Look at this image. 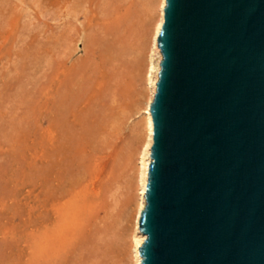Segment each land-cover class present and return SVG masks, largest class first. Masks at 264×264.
<instances>
[{
    "label": "rangeland",
    "instance_id": "1",
    "mask_svg": "<svg viewBox=\"0 0 264 264\" xmlns=\"http://www.w3.org/2000/svg\"><path fill=\"white\" fill-rule=\"evenodd\" d=\"M67 1L0 0V264H131L158 0ZM65 75L82 101L61 124Z\"/></svg>",
    "mask_w": 264,
    "mask_h": 264
},
{
    "label": "water",
    "instance_id": "2",
    "mask_svg": "<svg viewBox=\"0 0 264 264\" xmlns=\"http://www.w3.org/2000/svg\"><path fill=\"white\" fill-rule=\"evenodd\" d=\"M141 264H264V0H166Z\"/></svg>",
    "mask_w": 264,
    "mask_h": 264
},
{
    "label": "bare ground",
    "instance_id": "3",
    "mask_svg": "<svg viewBox=\"0 0 264 264\" xmlns=\"http://www.w3.org/2000/svg\"><path fill=\"white\" fill-rule=\"evenodd\" d=\"M94 1V0H93ZM97 1V0H96ZM95 1V2H96ZM64 2V1H63ZM62 3V2H61ZM67 5L68 6H71V5H73V7H80V6H83V8H85L86 7V4H88V3H90V0H68L67 2ZM101 3V2H100ZM156 3H157V11H158V13H157V17H156V19H155V22H154V25H153V29H152V31H151V35H150V44H149V54H148V58H146L147 59V62H148V69H147V74H146V79H147V81H146V83H147V86H148V91H149V96H148V99H147V101H146V104H145V107H143V117H144V138H143V140H142V142L140 143V146H139V148H138V152H137V154H138V158H136V159H138V166H137V184H138V191H137V207H136V212H135V215H134V218H133V225H132V234H131V242H132V248H131V264H141V261H142V256H141V254H140V247L142 246V244H143V242L145 241V239H146V234H144L143 232H142V230L140 229V225H139V219H140V214H141V211L143 210V208L145 207V204H146V197H145V194H146V187H147V182H148V172H149V165H150V163H151V161H152V158H151V149H152V145H153V140H154V122H153V116H152V113H151V103H152V101H153V98H154V95H155V93H156V90H157V82H158V79H159V71H160V68H161V61H162V59H163V54H162V51H161V48H160V46H159V44H158V35H159V32H160V30H161V28H162V25H163V22H164V15H165V12H164V8H165V6H166V0H158V2L156 1ZM70 4V5H69ZM92 4H93V2H92ZM95 4V3H94ZM93 4V5H94ZM65 5V4H64ZM97 5H99V4H97ZM155 5V4H154ZM91 6V5H90ZM102 5L100 4V7H101ZM67 7V6H66ZM95 7V5L93 6V8ZM99 7V8H100ZM155 7V6H154ZM58 8V7H57ZM65 8V7H64ZM69 8V10H70V7H68ZM67 8V9H68ZM87 8V7H86ZM98 8V7H97ZM67 9H65V12H66V10ZM71 9H75V8H71ZM80 9V8H79ZM82 9V8H81ZM108 9V8H107ZM77 10V9H76ZM85 10V9H84ZM94 10V9H93ZM98 10V9H97ZM61 11H62V9H61ZM61 11H59V15H61L60 14V12ZM89 11V10H88ZM88 11H86L85 10V12L84 13H88ZM90 11H91V9H90ZM101 11V10H100ZM103 11L104 10H102L101 12L103 13ZM65 12H64V14H65ZM67 12H69L70 13V11H68L67 10ZM66 12V13H67ZM92 12V11H91ZM90 12V13H91ZM100 12V13H101ZM72 13V12H71ZM74 13V12H73ZM78 13V12H77ZM97 13H98V11H97ZM102 13H101V15H102ZM63 14V15H64ZM76 14V13H75ZM74 14V15H75ZM81 14V13H80ZM66 15V14H65ZM67 15H68V13H67ZM73 15V16H74ZM93 15H95V14H93ZM92 15V16H93ZM98 15V14H97ZM57 16H58V13H57ZM62 16V15H61ZM61 16H60V19H61ZM71 16H72V14H71ZM91 16V17H92ZM99 16V15H98ZM66 17H69V15L68 16H66ZM63 18V17H62ZM70 18V17H69ZM73 18V17H72ZM74 18H75V16H74ZM73 18V19H74ZM85 18V17H84ZM58 19V18H57ZM60 19H58V20H60ZM63 19H65V18H63ZM76 19V18H75ZM67 20H68V18H67ZM67 20H65V21H67ZM78 20H79V18H78ZM69 21H71V20H69ZM77 21V20H76ZM60 22V21H59ZM72 22V21H71ZM70 22V23H71ZM79 22H80V20H79ZM85 22V21H84ZM64 23V21L62 22V24ZM66 23H68L69 24V22L67 21ZM77 23V22H76ZM65 24V23H64ZM63 24V25H64ZM78 24V23H77ZM65 25H67V24H65ZM74 25V24H73ZM82 25H83V23H82ZM95 25H97V24H95ZM61 26V25H60ZM59 26V27H60ZM79 26H81V25H79ZM84 26V25H83ZM92 27H94V26H91L90 28H92ZM73 28V27H72ZM82 28V27H81ZM89 28V29H90ZM70 29V28H69ZM80 29V28H79ZM84 29V28H83ZM93 29H95V28H93ZM65 30V29H64ZM82 30V29H81ZM61 31V30H60ZM66 34L68 33V32H65ZM79 33H80V31H79ZM148 33V32H147ZM64 34V33H63ZM65 34V36H67ZM69 34V33H68ZM76 34V33H75ZM60 35V37L61 36H64V35H61V34H59ZM73 35V34H72ZM71 35V36H72ZM85 35V34H84ZM76 36V35H75ZM74 36V37H75ZM80 37V36H79ZM81 37H83V34H82V36ZM62 38V37H61ZM64 38V37H63ZM67 39H68V36L66 37ZM66 38H64V40H67ZM69 38H71V37H69ZM71 39H73V38H71ZM61 40H63V39H61ZM79 40V39H78ZM58 41H59V39H58ZM71 41V40H70ZM72 42V41H71ZM70 42V43H71ZM75 42V41H74ZM74 42H72L73 44H74ZM61 43V42H60ZM64 43L65 42H63L62 44H63V46H64ZM69 43V45H73V44H70ZM77 43V42H76ZM58 44H59V42H58ZM61 44V45H62ZM66 44V43H65ZM60 45V44H59ZM60 45V46H61ZM75 45V44H74ZM59 46V47H60ZM62 46V47H63ZM77 46V45H76ZM59 47H58V49H59ZM61 47V48H62ZM72 47V46H71ZM65 46L63 47V49L62 50H64L65 51ZM68 48H70V47H67V49ZM73 48V47H72ZM72 48H71V50H72ZM75 48V47H74ZM61 50V51H62ZM59 51V50H58ZM60 51V52H61ZM69 52H70V50H69ZM61 54H63L64 55V52L62 51L61 53H60V55ZM63 55H61V56H63ZM66 57V56H65ZM61 58V57H60ZM70 60H72V58H70ZM68 61V60H67ZM59 62V61H58ZM70 63V62H69ZM57 64H59V63H57ZM60 66L59 67H61V62H60V64H59ZM57 66V65H56ZM77 66V65H76ZM79 67V66H78ZM58 68V67H57ZM77 67H75V70L77 71V69H76ZM62 70V69H61ZM72 70V69H71ZM70 70V71H71ZM74 70V71H75ZM82 70H84V69H82ZM82 70H81V72H82ZM58 71V70H57ZM85 71V70H84ZM80 72V73H81ZM76 73H78V72H76ZM84 73V72H83ZM67 74V73H66ZM69 74V73H68ZM67 74V75H68ZM70 74H73V73H71L70 72ZM79 74V73H78ZM86 74V73H85ZM57 75V74H56ZM59 75H60V73H59ZM75 76H76V74H75ZM79 76V75H78ZM81 76V75H80ZM64 77V76H63ZM62 77V78H63ZM66 77H68V76H66L65 75V79H66ZM85 77V76H84ZM72 78V80H70ZM68 77V79H67V83L65 84V83H63V82H61L60 81V83H59V87H58V94H56V95H58L57 97H58V99H56V104H57V106H58V117H57V120L61 123V124H63L64 122H66L67 120H68V118H69V116H70V114H71V112L74 110V108L78 105V103H79V101H82V99H81V97H80V94H82V93H78L77 94V96L75 95V90H74V92L72 91V82L71 81H73L74 82V80H73V77ZM64 78H63V80H65ZM75 79V78H74ZM80 80H81V78H79ZM87 79V78H86ZM88 80V79H87ZM77 82V81H76ZM75 82V83H76ZM80 82H82L83 83V81H80ZM91 84V83H90ZM90 84H88V86H86V85H84L83 84V86L84 87H89V85ZM79 85V84H78ZM75 86V85H74ZM82 86V85H81ZM65 89H67V92L68 93H64V91H65ZM78 89V88H77ZM80 89H82V87L81 88H79V92H80ZM83 90H86V88L85 89H83ZM89 90H90V88H89ZM77 91V90H76ZM83 92H85L86 93V91H83ZM74 93V94H73ZM85 93H83V94H85ZM87 94V93H86ZM82 96H84V95H82ZM85 97V96H84ZM83 97V98H84ZM81 99V100H80ZM45 104V103H44ZM55 105V104H54ZM54 107V106H53ZM88 108V107H87ZM54 110V109H53ZM141 110V109H140ZM55 111H56V109H55ZM79 111V110H78ZM85 112V111H84ZM55 113V112H54ZM87 113V112H86ZM85 113V114H86ZM91 113V112H90ZM80 114H81V112H80ZM80 114H79V116H80ZM139 114V113H138ZM72 115H73V113H72ZM87 115H89L88 113L86 114V117H87ZM55 116V115H54ZM140 116V115H139ZM89 117H91V116H89ZM55 118H56V116H55ZM89 119V118H88ZM55 122V121H54ZM82 123V122H81ZM55 123H53V125H54ZM57 124H59V123H57ZM56 124V125H57ZM60 124V125H61ZM70 124V123H69ZM68 124V125H69ZM66 126V125H65ZM77 127H78V125H76ZM55 127V126H54ZM58 127H60L59 125H58ZM68 127V126H67ZM69 128V127H68ZM54 129H56V127L54 128ZM81 129V128H80ZM70 130H72V128L70 129ZM59 131V130H58ZM81 131V130H80ZM83 131V130H82ZM81 131V132H82ZM65 132V131H64ZM142 132H143V130H142ZM141 133V132H140ZM69 135V134H68ZM74 135V134H73ZM79 135V134H78ZM142 136V135H141ZM63 137V136H62ZM72 138H74L73 136H71ZM70 137V138H71ZM76 137V136H75ZM78 137V136H77ZM75 139V138H74ZM44 140V139H43ZM51 140H53V139H51ZM73 140V139H72ZM54 146V145H53ZM102 160V159H101ZM106 162V161H105ZM107 166H108V164H107ZM89 168V167H88ZM87 169V168H86ZM85 169V170H86ZM90 169H88V171H89ZM102 172V171H101ZM101 174V173H100ZM107 175V174H106ZM81 177H83V175H81ZM54 189V188H53ZM69 197H70V194H69ZM72 197V196H71ZM66 198V197H65ZM66 200H68L67 202H69V199L67 198ZM70 202H71V200H70ZM69 202V203H70ZM56 203V202H55ZM58 203V202H57ZM57 203H56V206H57ZM61 204V203H60ZM71 204V203H70ZM69 204V205H70ZM67 205V204H66ZM67 207V206H66ZM66 207H65V209H66ZM58 208V207H57ZM60 208H62V207H60ZM64 208V207H63ZM58 210H60V209H58ZM57 211V210H56ZM66 212H68V211H66ZM66 212L64 213V214H66ZM72 212V211H71ZM47 214V213H46ZM57 216H58V214H57ZM66 216H67V214H66ZM45 217V216H44ZM59 217V216H58ZM61 217L62 216H60V219H61ZM63 218H64V216H63ZM60 224H62V223H60ZM58 250V249H57ZM45 252V251H44ZM58 252H59V250H58ZM130 262V261H129Z\"/></svg>",
    "mask_w": 264,
    "mask_h": 264
}]
</instances>
